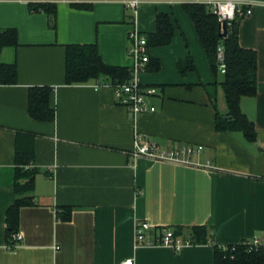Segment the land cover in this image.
<instances>
[{
  "label": "crops",
  "instance_id": "obj_1",
  "mask_svg": "<svg viewBox=\"0 0 264 264\" xmlns=\"http://www.w3.org/2000/svg\"><path fill=\"white\" fill-rule=\"evenodd\" d=\"M31 1L0 0V29H17L19 40L0 56L18 69L17 83L0 79V264H121L130 258L135 264H215L216 246L263 236L264 4L239 24L241 46L258 57L257 93L241 98L257 131L249 140L242 131L217 129V114H227L229 106L186 0H143L135 22L122 0L59 2L55 19L32 11ZM161 12L173 18L175 35L170 44L149 48L160 69L139 75L158 88L149 98L155 112L135 121L113 87L66 83L67 45L97 44L107 64L131 68V31L155 32ZM188 56L197 71L183 74L178 62ZM46 85L54 88L53 121L29 113L30 88ZM136 132L162 151L203 149L190 163L135 156ZM19 133L32 142L39 172L34 203L20 209L22 240L10 249L6 214L16 198ZM66 208L70 220L60 216ZM139 219L185 238L204 226L209 240L180 250L135 248Z\"/></svg>",
  "mask_w": 264,
  "mask_h": 264
},
{
  "label": "trees",
  "instance_id": "obj_2",
  "mask_svg": "<svg viewBox=\"0 0 264 264\" xmlns=\"http://www.w3.org/2000/svg\"><path fill=\"white\" fill-rule=\"evenodd\" d=\"M76 4V3H75ZM29 6L34 12H46L55 19L56 2L31 1ZM88 6V5H86ZM185 11L195 23L199 37L211 62L214 73L221 76L219 83L223 86L229 106L227 114L218 113L216 126L218 130L242 131L249 140H255L257 131L255 124L241 108V98L254 96L257 93L258 57L254 49L241 46L239 41V24L241 16L222 26L218 16L211 11L209 5L192 0L184 2ZM175 35V24L169 13L157 15V29L147 34L148 47L166 46ZM19 44L18 31L15 28L0 29V56L4 47ZM222 45L225 50L226 71L220 70L218 49ZM161 67L158 59L152 57L147 64V71H157ZM181 73L197 71L192 56L178 62ZM132 76L130 67L107 64L99 52L97 44H70L66 52V83L85 84L96 81L99 86L119 87ZM0 79L3 84H15L18 81L16 64L5 63L0 58ZM54 88L51 86H33L29 93V113L36 120L53 121L56 110L51 105ZM20 134V135H19ZM16 147L15 202L6 214L7 240L10 249L17 246L14 235L20 229V209L35 201V183L39 169L35 164V152L32 142L25 140L24 133H19ZM34 136L33 134L31 135ZM31 137V138H32ZM64 220L71 219V209L66 208L60 215ZM176 231V230H175ZM180 235V232L176 231ZM209 229L201 226L193 229L190 239L193 243H206ZM215 264H264V251L253 247L244 240L227 246H216Z\"/></svg>",
  "mask_w": 264,
  "mask_h": 264
},
{
  "label": "built area",
  "instance_id": "obj_3",
  "mask_svg": "<svg viewBox=\"0 0 264 264\" xmlns=\"http://www.w3.org/2000/svg\"><path fill=\"white\" fill-rule=\"evenodd\" d=\"M39 2H66L69 4L88 2L93 3L97 0H36ZM128 8L133 10V21L135 22L137 7L143 0H122ZM209 5L219 18L221 25L228 24L237 16L249 15L253 11L255 5H263L262 0H192ZM129 53L133 58V65L131 67V78L115 87L117 101L126 106L129 110L130 116L133 120H137L140 114L145 112H155L156 106L149 104V98L158 94V88L151 85H144L139 79L142 72L147 71V64L150 60V49L148 47V37L146 34L140 32L138 29L131 31L130 35ZM218 59L220 62V70L222 73L226 71L225 64V50L222 45L218 49ZM99 86V85H97ZM203 149L202 145L195 147L193 145H184L179 149H171L162 151L159 149L157 143L144 139L136 132L135 136V156H148L162 161H173L180 163H190L189 156ZM14 238L19 245L22 240V235L17 233ZM248 243L256 248H262L264 251V235L261 237H254L248 240ZM193 244L190 238H185L182 235L176 234L172 227H157L151 222L139 219L135 223V248L141 247H156L165 246L176 250ZM9 247V245H8ZM121 264H135L133 258L127 259Z\"/></svg>",
  "mask_w": 264,
  "mask_h": 264
},
{
  "label": "water",
  "instance_id": "obj_4",
  "mask_svg": "<svg viewBox=\"0 0 264 264\" xmlns=\"http://www.w3.org/2000/svg\"><path fill=\"white\" fill-rule=\"evenodd\" d=\"M223 26L226 27V23Z\"/></svg>",
  "mask_w": 264,
  "mask_h": 264
}]
</instances>
